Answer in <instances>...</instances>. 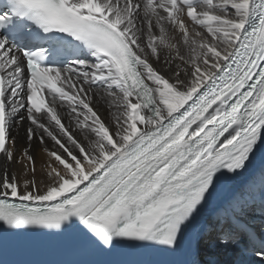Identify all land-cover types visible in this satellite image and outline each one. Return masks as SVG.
I'll return each mask as SVG.
<instances>
[{
    "label": "snow or ice",
    "instance_id": "obj_1",
    "mask_svg": "<svg viewBox=\"0 0 264 264\" xmlns=\"http://www.w3.org/2000/svg\"><path fill=\"white\" fill-rule=\"evenodd\" d=\"M261 151L264 0L0 6L5 231L74 230L108 251L174 248L217 185ZM249 211L238 188L225 214ZM242 236L256 240L237 220L217 242L245 248ZM252 254L264 257V241Z\"/></svg>",
    "mask_w": 264,
    "mask_h": 264
},
{
    "label": "bare ground",
    "instance_id": "obj_2",
    "mask_svg": "<svg viewBox=\"0 0 264 264\" xmlns=\"http://www.w3.org/2000/svg\"><path fill=\"white\" fill-rule=\"evenodd\" d=\"M100 114L108 119L106 108L100 109ZM67 123V121H66ZM15 135V130L13 131ZM52 142L48 141V147ZM33 151L37 159V168L46 159L39 144L33 145ZM243 187L244 199L254 211L233 219L225 214L233 193ZM264 202V151L258 152L249 169L231 180L228 185L218 192L213 201L200 210L193 223L182 234L185 247L198 264H260L262 256L250 253L239 254L236 247H223L217 241L223 237V233L229 231V225L234 227L233 221H252L262 224L264 214H261V205ZM59 248L60 244L52 243Z\"/></svg>",
    "mask_w": 264,
    "mask_h": 264
}]
</instances>
